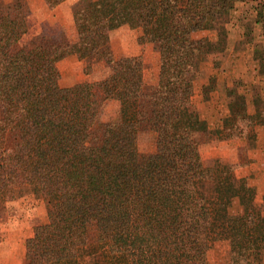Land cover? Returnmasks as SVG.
I'll use <instances>...</instances> for the list:
<instances>
[{"label": "trees", "instance_id": "1", "mask_svg": "<svg viewBox=\"0 0 264 264\" xmlns=\"http://www.w3.org/2000/svg\"><path fill=\"white\" fill-rule=\"evenodd\" d=\"M239 1L106 0L109 12L82 27L77 41L32 38L19 49L29 30L23 6L17 0L15 11L0 13V198L55 201L26 240V264H217L208 256L217 241L227 243L225 264H264V192L258 204L233 164L215 159L208 168L200 154L207 134L255 140L264 92L250 111L245 95L228 89L214 128L193 104L212 43L192 34ZM254 22L264 42V7ZM122 25L141 31L140 45L158 48L146 111L141 54L115 59L111 52L109 33ZM70 54L88 64L102 59L108 73L62 87L56 62ZM257 62L264 76V56ZM107 101H118L119 111L102 121ZM142 122L155 134L145 154L137 146Z\"/></svg>", "mask_w": 264, "mask_h": 264}, {"label": "rangeland", "instance_id": "2", "mask_svg": "<svg viewBox=\"0 0 264 264\" xmlns=\"http://www.w3.org/2000/svg\"><path fill=\"white\" fill-rule=\"evenodd\" d=\"M16 1L0 0V13L6 10L15 11ZM263 7L264 0H241L235 4L228 16L221 18L216 25L192 34L195 39L206 38L212 43V52L206 58L194 81L193 93V104L210 128H214L227 111L228 89H235L238 93L244 94L250 111L253 110L252 102L256 95L264 92V76L256 70L257 60L264 56V42L260 35V28L254 22L256 12ZM139 33L136 45L138 49L140 47V53L136 55L141 54L144 63L143 98L139 100V107L142 111H146L148 93L157 83L159 52L154 43L140 45L138 42L140 30ZM30 39L36 40L28 32L25 39L15 44L14 48H21L22 43ZM86 66L93 70L86 73L84 70ZM70 67L66 66L59 70L56 66L60 72L59 84L62 87L82 83L64 86L65 82L68 83ZM81 68L82 72L88 75V79L84 82L98 81L106 75L104 67L96 61L93 64L83 61ZM118 111V101L104 102L100 107V119L107 121L110 118H117ZM10 137L13 138V136ZM154 140L155 134L148 129L146 123L142 122L137 140L140 153L145 154L151 151ZM255 145L254 140L244 137L226 140L216 139L212 134L200 137V154L204 165L208 168L212 167L215 159L233 164L234 175L237 178H246L247 182L255 187L256 202L260 204L261 194L264 191V180L260 176L261 165L258 163L256 172L249 177L241 176V168L248 164L249 152L254 150ZM54 203L52 199L36 198L29 194L14 200L0 198V264H26V240L34 235L38 225L46 221ZM239 209L237 200H234L231 210L236 212ZM227 251L226 242H215L208 253L210 262L225 264ZM263 260L264 255L261 257V261Z\"/></svg>", "mask_w": 264, "mask_h": 264}, {"label": "crops", "instance_id": "3", "mask_svg": "<svg viewBox=\"0 0 264 264\" xmlns=\"http://www.w3.org/2000/svg\"><path fill=\"white\" fill-rule=\"evenodd\" d=\"M19 2L26 10V19L30 24L29 35L34 36L35 39L60 44L77 41L82 27L97 23L109 12L106 0H19ZM86 2L88 4H85ZM139 34V30L131 29L128 25H122L110 31L109 41L113 57L117 59L140 53V47L138 49L136 45ZM93 60H96L108 73L109 69L102 59L94 58ZM81 64L83 61L74 55L63 56L56 62L59 70L71 65L70 76L67 78L68 83L65 82L64 86L88 79V75L82 72ZM254 141L256 145L254 150L249 152L248 164L241 168V176L249 177L254 174L256 165L259 163L261 165L260 176L264 180V125L256 127Z\"/></svg>", "mask_w": 264, "mask_h": 264}]
</instances>
